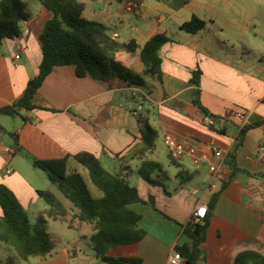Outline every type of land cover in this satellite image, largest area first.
Masks as SVG:
<instances>
[{"label": "crops", "instance_id": "1", "mask_svg": "<svg viewBox=\"0 0 264 264\" xmlns=\"http://www.w3.org/2000/svg\"><path fill=\"white\" fill-rule=\"evenodd\" d=\"M76 1L84 4L86 18L87 0ZM113 3L105 0L102 10L90 11L93 21L108 27L118 43L135 41L136 52L115 53V60L126 69L142 75L140 49L156 34L168 38L160 49L159 80L145 77L143 86L135 87L117 78L106 82L80 78L71 66L56 67L32 99L37 109H18L13 117L0 115V185L14 193L29 220L31 215L36 220L43 218L49 236L60 232L64 238L59 251L53 249L47 257L27 262L112 264L93 250L89 242L93 226L73 219L70 204L61 200L67 210L64 217L48 215L49 208L37 192H52L46 187L50 182L43 174L38 178L47 181L45 189L37 185L33 171L43 172L29 158L58 160L89 153L101 162L108 157L119 161V171L112 174L129 182L134 173L129 162L136 160L140 165L145 160L142 151L128 156L132 147L142 145L145 123L156 135H171L185 144L189 153L172 163L166 149V167L174 170L169 176L159 165L157 186L137 178L135 187L142 203L134 209L142 215L139 228L145 234L136 243L112 247L106 256L139 259L140 264H168L175 247L184 241L183 226L196 208L208 209L215 194L210 224L200 245L204 259L199 264H232L243 251L264 255V153L259 151L264 136V0H123L118 7ZM128 4L137 8L127 12L124 7ZM28 8L31 18L22 25V32L28 33L0 44V109L17 101L28 81L38 74L39 36L50 14L41 5ZM192 17L204 21V28L195 34L180 30ZM114 24L118 27H112ZM198 71L200 103L209 116L192 103L190 80ZM126 92L132 98L139 95L148 104L146 114L141 109L137 115L139 121L133 122L130 110L122 105ZM246 126L251 128L236 147ZM214 150L224 156L223 180L213 179L208 170L216 162L211 155ZM149 151L155 154V146ZM202 155L208 161L194 166L192 158ZM68 171L80 174L76 169ZM98 192L95 198L101 197Z\"/></svg>", "mask_w": 264, "mask_h": 264}, {"label": "trees", "instance_id": "2", "mask_svg": "<svg viewBox=\"0 0 264 264\" xmlns=\"http://www.w3.org/2000/svg\"><path fill=\"white\" fill-rule=\"evenodd\" d=\"M121 3L123 0H113ZM167 2L169 0H153ZM41 5L50 18L45 23L39 36L41 62L38 74L31 78L22 96L12 105L0 109V115L13 117L18 109L31 111L38 107L32 99L46 77L56 67L71 66L78 77H90L98 82L117 78L135 87H141L144 78L160 79V49L168 42L164 34L151 37L139 51V58L144 67L142 75H137L123 67L115 60V53L126 51L134 53L138 47L135 41L118 43L110 35L109 28L102 23L83 17L84 4L76 0H33ZM31 18L28 4L23 0L0 1V44L3 40H13L22 35V25ZM205 26L204 21L192 17L180 30L195 34ZM200 72H194L190 80L193 90V105L206 116L209 113L200 103ZM251 126L243 127L237 137L239 147L245 133ZM156 137L155 131L145 123L142 130V144L151 150ZM15 144L17 142L15 140ZM17 147V146H16ZM32 166L43 172L49 182L56 187L57 193L38 191V196L48 206V215L53 218L64 217L67 210L61 203L64 199L70 204L73 219L91 224L93 235L89 238L93 250L102 261L112 264H140L139 259L109 258V249L118 245L133 244L142 239L145 232L139 228L142 215L134 205L142 203L135 186H131L125 177L112 174L102 168L99 160L89 153H79L58 160H36L29 158ZM73 159L87 172L93 187L101 192L95 198L87 190L83 178L76 172L68 171V160ZM173 163L174 158L170 156ZM161 172L159 164L143 161L137 175L150 185H159L151 177L152 173ZM157 178L159 176L157 175ZM230 180H227V182ZM218 194L211 197L205 218L194 222L191 218L182 228L183 242L175 247L184 258V264H199L204 259L200 245L205 239L210 224L211 212L214 209ZM151 205L152 197L149 198ZM0 243L15 249L21 261L30 258L47 257L54 249L49 234L44 229L45 220L32 225L28 213L19 203L14 193L0 185ZM7 264H12L10 261ZM232 264H264V255L254 251H243L237 254Z\"/></svg>", "mask_w": 264, "mask_h": 264}, {"label": "rangeland", "instance_id": "3", "mask_svg": "<svg viewBox=\"0 0 264 264\" xmlns=\"http://www.w3.org/2000/svg\"><path fill=\"white\" fill-rule=\"evenodd\" d=\"M23 1H25L29 6L40 7V5L38 3H34L33 0H23ZM87 5H88V8L85 11V17H86V19L93 21L94 20L93 14L91 13L90 10L99 12L100 10H102L105 7V0H87ZM113 6L114 7H118V3H116V2L113 3ZM131 18L135 19L134 17H131ZM112 27H118V24H114ZM139 75H141V74H139ZM125 96L122 97V99H121L122 105L125 106V108L127 110H130L128 112H129V114H131V116L133 118V122L139 121L140 120V118H139L140 116H137L139 113H137L136 116H134L133 112H134V110L136 111L139 107H141L143 109V114L142 115L144 116V114H146L147 109H148L147 102L145 100H142L139 95H135L132 98L131 97V93H129V92H126ZM132 110H133V112H132ZM163 142H164V140L162 138V135H161L160 132H158V134L156 135L155 140H154V146H155V150H156L155 154H151V152L149 150H146V147L142 144V145H139V146L136 145V146L132 147V151L130 152V154H128V156L131 155V154H133V155L137 154L140 151H142V152H144V155H145V160H143V161L147 160V161H150V162L151 161H155V162L159 163V165L164 168V172H166L167 175L171 176L174 169L172 167H171V169H168L166 167V163L169 162V159H168V155H167V151H166L167 148H165V145H164ZM100 165L102 166V168L104 170H106V171H108L110 173H115V172L119 171V161L111 160L108 157H103L101 159ZM129 166L134 171V173L130 174V176H129L130 177L129 183H130L131 186H135V182H136V180L138 178L136 166L140 168L141 164L139 165V163L135 160L134 162H129ZM70 168L72 170L76 169V170L79 171V173L83 177V181H84V184H85L87 190L94 197L99 196L98 195L99 192L91 185V183H90V181L88 179V176H87V172H86V170L84 168L79 166L75 161H71L69 163L68 170L72 171ZM33 172H34V175L35 174L37 175L35 177V182L37 181V185H39L40 188L45 189L44 185L46 184L47 181H44V179H43V183H42V182H40V180L38 178V176H45V175H43L44 173H40L38 171H33ZM157 175L159 176V178H157ZM151 177L154 178L157 181L160 179V175H159L158 172L152 173ZM173 180L174 179H172V181ZM46 187H49L48 188L49 190H51L52 192L54 191L56 194H58L57 190H56V187L54 185H52L51 183H49L48 186H46ZM62 201L68 203L64 199H62ZM40 202L43 203L42 200H40ZM68 208L71 209L70 206ZM30 220H31L32 224H40V219L36 220V218H34L33 215L30 216ZM43 227L46 230L45 224L43 225ZM50 238L52 240L54 249L59 251L61 249V247L64 245V238L62 237L61 233L60 232H56L53 235L50 234ZM0 260H1L0 264H7V262H9V261L12 264H33L34 262H36V261H33V260H30V263L21 261L19 259L18 254H17V252L15 251L14 248H12L10 246H7V245H4L2 243H0ZM34 260H36V259H34Z\"/></svg>", "mask_w": 264, "mask_h": 264}, {"label": "built area", "instance_id": "4", "mask_svg": "<svg viewBox=\"0 0 264 264\" xmlns=\"http://www.w3.org/2000/svg\"><path fill=\"white\" fill-rule=\"evenodd\" d=\"M137 7L134 4H128L124 7V10L127 12H133ZM28 33L27 30H24L22 34L26 35ZM22 36V35H21ZM21 49L25 50L24 47ZM19 56L16 55L15 59H18ZM141 107H139L134 113L137 114L141 111ZM233 116L237 119H244V116L240 113H233ZM164 145L169 151L170 155L173 158H181L189 153V150L185 144L182 142H179L177 139H175L171 135H165L164 138ZM259 151L264 153V136L261 140V144L259 146ZM211 155L213 158L216 159V162L213 164H210L208 167L209 172L212 174L213 179L216 180H223L226 178L225 175V162H224V156L222 151L220 150H214ZM208 156L202 155L200 157H194L192 158V162L194 166L199 167L202 162L208 161ZM9 173V171H8ZM207 213V207L206 206H199L196 208V210L192 214V220L194 222H200L203 218H205ZM168 264H184V258L176 251H173L172 254L169 256Z\"/></svg>", "mask_w": 264, "mask_h": 264}]
</instances>
